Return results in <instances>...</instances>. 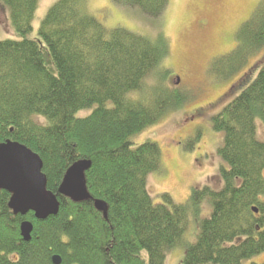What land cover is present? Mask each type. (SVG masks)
Here are the masks:
<instances>
[{
    "label": "trees",
    "instance_id": "obj_1",
    "mask_svg": "<svg viewBox=\"0 0 264 264\" xmlns=\"http://www.w3.org/2000/svg\"><path fill=\"white\" fill-rule=\"evenodd\" d=\"M0 1L21 38L0 41V145L12 141L37 154L47 189L60 203L58 215L39 221L33 213L15 215L11 194L0 191V264H53L54 256L61 264H165L176 248L186 251L181 264H246L264 254V142L257 136V120L264 124V63L244 75L237 96L213 117L214 130L224 133L222 189L195 187L184 204L168 194L155 204L147 182L163 171L162 149L132 140L190 98L164 83L170 71L158 75L170 54L168 39L109 30L88 0H59L31 40L40 0ZM126 3L158 18L170 0ZM43 45L57 74L45 65ZM262 51L264 0L238 28L235 49L214 58L208 74L225 83ZM150 76L157 81L147 84ZM89 109V116L77 117ZM80 161L92 164L85 174L90 199L75 203L59 189ZM207 199L212 214L201 220ZM96 201L107 205V220ZM191 219L200 228L194 243L186 238ZM24 222L34 226L30 241L21 233Z\"/></svg>",
    "mask_w": 264,
    "mask_h": 264
},
{
    "label": "rangeland",
    "instance_id": "obj_2",
    "mask_svg": "<svg viewBox=\"0 0 264 264\" xmlns=\"http://www.w3.org/2000/svg\"><path fill=\"white\" fill-rule=\"evenodd\" d=\"M58 1L40 0L33 32L29 36L31 40L38 39L42 20ZM126 1L88 0V5L109 30L121 27L150 39L159 35L166 37L170 54L162 61L158 75L170 71L164 83L190 95L182 108L132 140L133 146L151 140L162 149L163 171L148 177L149 194L155 204L164 203V194H168L175 204H184L195 187L219 191L223 187L220 170L225 164L218 150L224 143V133L214 130L213 117L237 96V86L244 75L264 63V51L225 83L215 84L208 70L214 58L235 49L238 28L250 18L261 0H170L165 13L158 18L145 16ZM3 6L0 1V41H20L11 24L10 11ZM41 51L48 70L57 74L47 46L43 45ZM154 78L148 77L146 83H155ZM131 96L137 98L139 94L132 93ZM93 110L81 111L77 117H87ZM257 136L264 142L262 120H257ZM211 214L212 204L207 199L199 218L206 219ZM199 229V222L191 219L186 235L188 242L196 241ZM185 253L184 248L169 251L165 264H181ZM253 263L264 264V254L246 262Z\"/></svg>",
    "mask_w": 264,
    "mask_h": 264
},
{
    "label": "water",
    "instance_id": "obj_3",
    "mask_svg": "<svg viewBox=\"0 0 264 264\" xmlns=\"http://www.w3.org/2000/svg\"><path fill=\"white\" fill-rule=\"evenodd\" d=\"M178 83V82H177ZM90 161L75 163L66 173L59 189V195L75 203L90 199L85 174L91 169ZM0 191L11 194L10 209L15 215L27 216L33 213L39 221L56 216L60 203L57 195L47 189V177L43 173L40 157L26 146L8 141L0 145ZM95 207L108 219L107 205L96 201ZM258 213L257 210H254ZM34 226L31 222L21 225L25 241H30ZM60 256L53 257V264H61Z\"/></svg>",
    "mask_w": 264,
    "mask_h": 264
}]
</instances>
